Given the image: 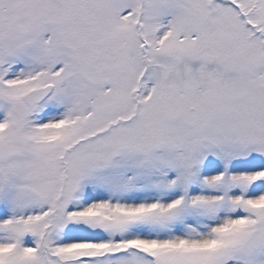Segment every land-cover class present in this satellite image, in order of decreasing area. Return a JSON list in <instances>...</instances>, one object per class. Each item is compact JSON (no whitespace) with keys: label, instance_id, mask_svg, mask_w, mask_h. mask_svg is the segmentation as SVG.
Masks as SVG:
<instances>
[{"label":"snow or ice","instance_id":"1","mask_svg":"<svg viewBox=\"0 0 264 264\" xmlns=\"http://www.w3.org/2000/svg\"><path fill=\"white\" fill-rule=\"evenodd\" d=\"M0 264H264V0H0Z\"/></svg>","mask_w":264,"mask_h":264}]
</instances>
